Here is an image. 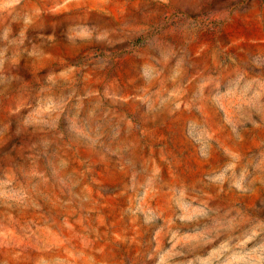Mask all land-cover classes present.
I'll list each match as a JSON object with an SVG mask.
<instances>
[{"label":"clouds","instance_id":"clouds-1","mask_svg":"<svg viewBox=\"0 0 264 264\" xmlns=\"http://www.w3.org/2000/svg\"><path fill=\"white\" fill-rule=\"evenodd\" d=\"M0 264H264V0H0Z\"/></svg>","mask_w":264,"mask_h":264}]
</instances>
